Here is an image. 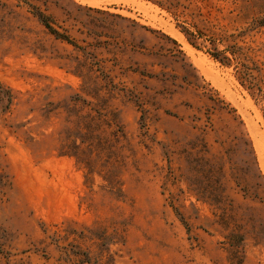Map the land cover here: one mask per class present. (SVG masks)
Returning <instances> with one entry per match:
<instances>
[{
    "label": "rangeland",
    "instance_id": "rangeland-1",
    "mask_svg": "<svg viewBox=\"0 0 264 264\" xmlns=\"http://www.w3.org/2000/svg\"><path fill=\"white\" fill-rule=\"evenodd\" d=\"M263 18L264 0H0V264H264V84L241 67L264 74ZM221 36L238 64L209 54Z\"/></svg>",
    "mask_w": 264,
    "mask_h": 264
},
{
    "label": "trees",
    "instance_id": "trees-1",
    "mask_svg": "<svg viewBox=\"0 0 264 264\" xmlns=\"http://www.w3.org/2000/svg\"><path fill=\"white\" fill-rule=\"evenodd\" d=\"M37 18L39 20V22L41 23V25L48 31L49 34H51L53 37H55V39L57 40H61L63 42H66L68 44H72L70 38L65 35V34H61L59 33L53 26V23L50 21V19L45 16L44 14H42L41 12H38L37 14ZM258 28H264V18L260 19V20H255V22L253 23V28L252 29H258ZM190 37L193 38H204V34L197 31L196 34H189ZM228 37L226 36H221L218 38H213V39H209L207 40L209 42L210 48H209V54L211 55V57L218 62L221 66H225V67H230L234 62L238 64V52L240 50H242V48L238 47L236 44L234 45H227ZM189 43L194 47L197 48L192 42H190V40L188 39ZM219 45L223 46L224 48L222 50H219ZM198 49V48H197ZM241 67H243L244 71H253L257 74L258 77V81L264 84V74H262L261 69L253 63V66L251 68H248L245 65H242ZM242 81L240 82V84L242 86H245V84L248 85L247 89H254L256 87V84H254L252 82V80H249L248 78H244L245 74H242ZM241 79V78H240ZM253 79V78H252ZM258 90V93H262V90L260 87L256 88ZM12 99L9 98L8 96V105L7 107H9L10 103H11ZM229 243L231 244L232 247H234L235 242L234 240L230 239Z\"/></svg>",
    "mask_w": 264,
    "mask_h": 264
},
{
    "label": "bare ground",
    "instance_id": "bare-ground-1",
    "mask_svg": "<svg viewBox=\"0 0 264 264\" xmlns=\"http://www.w3.org/2000/svg\"><path fill=\"white\" fill-rule=\"evenodd\" d=\"M86 1H89L90 3H93V2L95 3V0H94V1H93V0H85V2H86ZM186 49H187V48H186ZM188 50H189V49H188Z\"/></svg>",
    "mask_w": 264,
    "mask_h": 264
}]
</instances>
